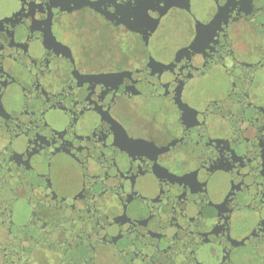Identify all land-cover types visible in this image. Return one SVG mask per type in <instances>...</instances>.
Listing matches in <instances>:
<instances>
[{
	"label": "flooded vegetation",
	"instance_id": "obj_1",
	"mask_svg": "<svg viewBox=\"0 0 264 264\" xmlns=\"http://www.w3.org/2000/svg\"><path fill=\"white\" fill-rule=\"evenodd\" d=\"M0 264H264V0H0Z\"/></svg>",
	"mask_w": 264,
	"mask_h": 264
}]
</instances>
